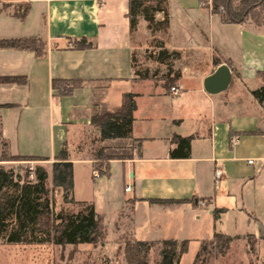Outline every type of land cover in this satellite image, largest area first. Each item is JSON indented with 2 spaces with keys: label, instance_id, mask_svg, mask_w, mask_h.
Segmentation results:
<instances>
[{
  "label": "crops",
  "instance_id": "1",
  "mask_svg": "<svg viewBox=\"0 0 264 264\" xmlns=\"http://www.w3.org/2000/svg\"><path fill=\"white\" fill-rule=\"evenodd\" d=\"M166 1L169 27L152 35L143 18L131 31L130 0H0V9L6 6L0 11V38L46 42L43 56L0 48V76L26 78V83L0 82V136L12 154L50 159L67 143L74 164L85 131L93 133L99 148L133 144L132 158L109 160L107 174L114 163L121 165L124 192L130 194L122 196L119 211L129 198L136 199L133 228L140 208H186L193 220L210 222L214 233L263 241L264 102L251 91L264 83V24L226 23L207 0ZM25 3L30 7L23 20L17 12ZM149 37L180 53L170 73L178 76L179 94L165 89L166 75L151 69L142 71L146 77L136 73L140 39ZM83 38L94 47L77 48ZM156 53L151 59L166 64ZM215 56L230 60L222 63L233 78L227 91L209 95L203 80L217 68ZM54 79H78L82 85L58 96ZM127 92L136 94L132 138L100 141L92 116L120 108ZM175 134H195L189 157H171ZM95 149L85 153L92 164ZM193 198L169 205L152 201Z\"/></svg>",
  "mask_w": 264,
  "mask_h": 264
},
{
  "label": "trees",
  "instance_id": "2",
  "mask_svg": "<svg viewBox=\"0 0 264 264\" xmlns=\"http://www.w3.org/2000/svg\"><path fill=\"white\" fill-rule=\"evenodd\" d=\"M5 7L4 4L0 11ZM29 7L26 3L22 4L17 15L24 20ZM211 10L219 14L226 23L242 24L251 21L259 26L264 24V0H211ZM159 14L162 15V18H158ZM128 17L132 32L138 29L141 18L147 21V27L152 34L158 30L166 31L169 27V12L166 0H130ZM156 46L160 49L156 53L155 59L168 65L169 72L165 77L164 86L169 91L171 86L175 85L178 76L177 74L170 75L173 68L172 62H168V59H177L180 53L176 50H168L163 40H157ZM76 47L87 49L94 47V45L83 38L76 42ZM0 48L27 49L33 51L37 56H43L46 53V42L41 37L0 38ZM223 61L230 63L228 59L219 56L214 57L215 65H219ZM136 73L146 77L140 69L136 70ZM260 75H264V73H260ZM0 82L26 83V78L0 76ZM81 85L82 81L78 79H54L52 81V86L57 90L58 96L70 95L75 88ZM251 93L259 103H263L264 83L253 89ZM135 97V93L127 92L123 96L120 108L114 111L96 112L92 116L91 125L98 130L100 141L132 138L133 113L136 108ZM194 137L195 134L187 136L175 134L171 141L176 143V147L171 149V157H189L191 142ZM4 144L7 145V142L5 141ZM108 149H112V152H107ZM133 149V144L95 149L93 157L107 162L105 170H101L99 174H108L109 160L132 158ZM12 157L14 158V156ZM4 159H0V161ZM17 159L49 160L50 158L20 154ZM30 173L33 174L31 178ZM49 177H51V189L48 187ZM57 190L61 191L63 201L66 204L77 205L79 209L61 208L56 210L55 192ZM73 190L74 162L70 157L67 143L63 144L54 157L51 172L45 166L37 164L33 170H27L25 174H21L15 168L7 169L3 164H0V238L5 237L10 243H25L36 240L51 242L59 246H77L83 243L104 244L107 238L104 216L96 210L93 203L76 200L73 196ZM194 200L195 198L191 200L154 199L152 201L169 205ZM127 201H132L134 211L136 199L132 197ZM11 224H13V227L10 229ZM234 238L231 235L216 232L210 240L211 249L216 251L217 255H225L230 249ZM189 242L190 239L144 240L134 237L125 241L124 255L127 264H151L150 252L152 249H157L159 259L153 264H180L182 255L188 250ZM206 247L205 239H202L200 250L192 264H206V260L198 263Z\"/></svg>",
  "mask_w": 264,
  "mask_h": 264
},
{
  "label": "rangeland",
  "instance_id": "3",
  "mask_svg": "<svg viewBox=\"0 0 264 264\" xmlns=\"http://www.w3.org/2000/svg\"><path fill=\"white\" fill-rule=\"evenodd\" d=\"M15 7L18 8V5ZM20 7L21 5L18 9ZM157 40L160 39L156 37L140 39L139 45L142 48L138 49L136 66L142 71L151 69L158 76L163 77L169 72L168 65L157 64L151 59L154 52H158L160 49L156 46ZM175 60L170 58L168 62H172L174 65ZM83 134L86 135L80 143L82 153L78 155V160L74 164L73 196L78 201L84 200L93 203L96 210L104 216L107 229L106 242L104 244L83 243L77 246H59L51 242L36 240L10 243L5 237H1L0 264H127L124 255L125 241L134 237L144 240L157 237H175L181 240L187 237L190 239L189 247L187 252L182 255L180 264H192L200 250L202 239H205L207 247L203 250L198 263L206 260V264H264V240L257 242L252 235L235 237L228 252L225 255H217L210 245V240L214 235L212 224L206 222L204 218L199 221L193 220L192 216H189L191 215L190 210L188 211L186 208L161 209L155 207L152 211L140 208L137 224L133 228L132 201H126L125 206L119 211L122 205V196L130 194L124 192L126 182L123 183L121 165L113 164L111 176L107 174L94 175V170L98 173L105 170L107 162L94 160L95 166L93 167L85 153H90L92 146L99 148L97 146L100 144L92 139V132L85 131ZM4 143V139L0 136V159L5 158L0 161V164H3L5 168H15L16 171L25 174L27 170L31 171L37 164H41L51 172V164L54 159L16 160L20 154H12L8 145ZM107 152H112V149H108ZM29 176L31 178V173ZM51 186V177H49L48 187L51 189ZM55 206L56 210L61 208L79 209L77 205L66 204L59 190L55 192ZM12 227L13 224L10 229ZM239 231L242 232V228ZM158 259L157 249H152L150 263L153 264Z\"/></svg>",
  "mask_w": 264,
  "mask_h": 264
},
{
  "label": "water",
  "instance_id": "4",
  "mask_svg": "<svg viewBox=\"0 0 264 264\" xmlns=\"http://www.w3.org/2000/svg\"><path fill=\"white\" fill-rule=\"evenodd\" d=\"M233 78V72L227 63H221L203 80V88L209 95L225 92L229 89Z\"/></svg>",
  "mask_w": 264,
  "mask_h": 264
},
{
  "label": "built area",
  "instance_id": "5",
  "mask_svg": "<svg viewBox=\"0 0 264 264\" xmlns=\"http://www.w3.org/2000/svg\"><path fill=\"white\" fill-rule=\"evenodd\" d=\"M207 4L211 8V0H207ZM170 89H171L172 94H174V95L179 94L180 91H181V87L180 86H177V85L171 86ZM249 162H252V160H249ZM93 173H94V175L95 174H99L96 170H94ZM221 175H222V170L219 167H217L216 170H215V177L216 178H220ZM31 177H33V174H31ZM125 190L126 191H131L132 190V187L131 186H127Z\"/></svg>",
  "mask_w": 264,
  "mask_h": 264
}]
</instances>
